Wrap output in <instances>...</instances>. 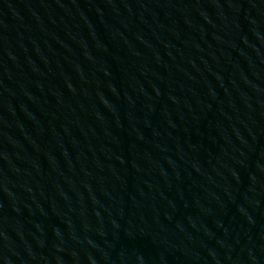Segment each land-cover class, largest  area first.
I'll list each match as a JSON object with an SVG mask.
<instances>
[{"label": "water", "instance_id": "1", "mask_svg": "<svg viewBox=\"0 0 264 264\" xmlns=\"http://www.w3.org/2000/svg\"><path fill=\"white\" fill-rule=\"evenodd\" d=\"M0 264H264V0H0Z\"/></svg>", "mask_w": 264, "mask_h": 264}]
</instances>
